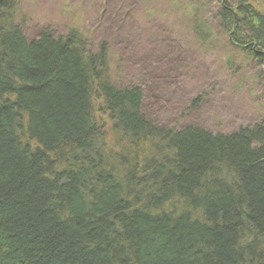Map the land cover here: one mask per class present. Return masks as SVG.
Returning a JSON list of instances; mask_svg holds the SVG:
<instances>
[{"label": "trees", "instance_id": "16d2710c", "mask_svg": "<svg viewBox=\"0 0 264 264\" xmlns=\"http://www.w3.org/2000/svg\"><path fill=\"white\" fill-rule=\"evenodd\" d=\"M189 1L264 102V0ZM21 16L0 0V264H264V117L168 128L113 84L106 42L29 41Z\"/></svg>", "mask_w": 264, "mask_h": 264}, {"label": "rangeland", "instance_id": "374dc122", "mask_svg": "<svg viewBox=\"0 0 264 264\" xmlns=\"http://www.w3.org/2000/svg\"><path fill=\"white\" fill-rule=\"evenodd\" d=\"M18 2L29 41L75 29L92 48L106 42L113 84L142 88L143 110L159 124L228 134L264 117L253 64L215 29L209 42L198 41L200 9L189 0Z\"/></svg>", "mask_w": 264, "mask_h": 264}]
</instances>
